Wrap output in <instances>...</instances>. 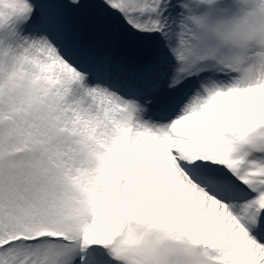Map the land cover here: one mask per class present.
I'll return each instance as SVG.
<instances>
[{
  "label": "snow or ice",
  "instance_id": "6c2138e0",
  "mask_svg": "<svg viewBox=\"0 0 264 264\" xmlns=\"http://www.w3.org/2000/svg\"><path fill=\"white\" fill-rule=\"evenodd\" d=\"M220 14L0 0V264H264V66Z\"/></svg>",
  "mask_w": 264,
  "mask_h": 264
},
{
  "label": "clouds",
  "instance_id": "9594fccd",
  "mask_svg": "<svg viewBox=\"0 0 264 264\" xmlns=\"http://www.w3.org/2000/svg\"><path fill=\"white\" fill-rule=\"evenodd\" d=\"M216 35L222 48L242 53L245 65L264 66V0H217Z\"/></svg>",
  "mask_w": 264,
  "mask_h": 264
},
{
  "label": "bare ground",
  "instance_id": "6f19581e",
  "mask_svg": "<svg viewBox=\"0 0 264 264\" xmlns=\"http://www.w3.org/2000/svg\"><path fill=\"white\" fill-rule=\"evenodd\" d=\"M121 49H122L121 52L126 53V54L129 55V59H130V60L141 58V57H136V56H134V55H133V50H132V49L124 48V47H122ZM123 50H124V51H123Z\"/></svg>",
  "mask_w": 264,
  "mask_h": 264
},
{
  "label": "rangeland",
  "instance_id": "374dc122",
  "mask_svg": "<svg viewBox=\"0 0 264 264\" xmlns=\"http://www.w3.org/2000/svg\"><path fill=\"white\" fill-rule=\"evenodd\" d=\"M120 50H122V49H120ZM124 51V50H123Z\"/></svg>",
  "mask_w": 264,
  "mask_h": 264
}]
</instances>
